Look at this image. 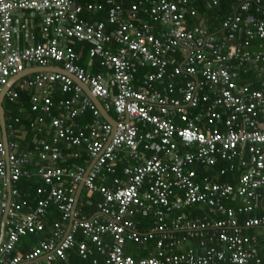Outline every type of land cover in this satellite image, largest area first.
<instances>
[{
    "label": "built area",
    "instance_id": "1",
    "mask_svg": "<svg viewBox=\"0 0 264 264\" xmlns=\"http://www.w3.org/2000/svg\"><path fill=\"white\" fill-rule=\"evenodd\" d=\"M199 2L211 7L219 0H0V94L27 69L64 71L25 75L5 94L4 101L13 104L27 92L32 112L41 108L53 133L34 140L25 153L13 123L5 121L6 144L0 127V264L41 259L55 264L65 259L77 232L105 257L103 264H264L257 238L242 236L237 225L238 214L252 213L264 200V0H235L233 12L213 33L203 23L188 22ZM104 4L105 20L91 19ZM253 5L258 15L245 17ZM32 27L43 42H36ZM77 42L88 46V59L108 77L78 64ZM246 66L254 67L260 90L239 83ZM83 87L115 115L113 134ZM56 90L69 97L55 102ZM52 109L63 116L52 117ZM87 112L90 124L74 127L73 121ZM44 121L38 116L29 126ZM143 125L149 127L147 141ZM61 145L86 151V165H57L67 158ZM218 161L226 165L218 167ZM33 165L41 181L34 206L19 197L16 185ZM193 165L216 171L197 179ZM233 173H238L235 184L219 182ZM7 174L11 199L3 220ZM103 175H111L107 186L97 184ZM81 183L86 192L102 195L97 215L77 216ZM231 202L240 205L228 208ZM194 206L223 217L181 212ZM50 208L59 219L48 227ZM73 210L76 220L65 234ZM136 214L151 220V231L135 229ZM241 227H264V217H249ZM43 233L46 237L28 254H17L23 237ZM175 235L197 240L201 252L166 253L179 245ZM154 237V254L134 259L125 253L127 242ZM88 252L85 242L78 245L83 259Z\"/></svg>",
    "mask_w": 264,
    "mask_h": 264
},
{
    "label": "trees",
    "instance_id": "2",
    "mask_svg": "<svg viewBox=\"0 0 264 264\" xmlns=\"http://www.w3.org/2000/svg\"><path fill=\"white\" fill-rule=\"evenodd\" d=\"M94 1L95 2L98 1L99 3H101V2H104L105 0H94ZM79 2L84 3L85 0H79ZM207 6L208 5L207 4L205 5L203 2H199L197 4H194V7L196 8L197 13H196V16L194 18H190L188 20V22L191 25V24H197V23L203 21L205 23V25L207 26L210 33L219 32L221 20L224 17H226L228 14L233 12V9H231V7H233V8L235 7V0H219L218 5L211 6L209 8ZM107 8H108V6L105 5L103 10L100 12L94 13L91 16V19L104 21L106 18ZM249 15H252V16L258 15L256 13L254 5L251 7V9L245 15V17H247ZM254 43L255 42H253V44ZM77 47H79V46L77 45ZM75 49H76L77 53L79 54V56H78L79 57V59H78L79 65H81L83 67H86L87 65L90 67H93L96 65L97 72L98 71L101 72L102 69L99 67L98 62L94 59H92V60L88 59V57H87L88 46L82 45L80 49H77V48H75ZM251 73H246V74L240 75L241 78H243V81L241 80L239 83L245 84V83H248L249 80H251V82H253L254 77L256 76V73H254L253 71H251ZM94 74H98V73H94ZM257 82L251 84L252 88H255V89L260 88V82L258 80H257ZM64 97L68 98L69 96L64 95ZM29 98H30V95L27 92H24V93L20 92L19 98L15 103L9 104V103L5 102L3 104V106H4L6 124L8 125L10 123H13L14 127L20 128L22 130L27 129V137L31 140L35 136L43 137V133L41 132L39 134V132H36V128L31 129V127L29 126L28 120L33 119V118L38 117V116H43L44 119H46V120L49 119V122H50V117L46 116V114H44L42 112L41 108H39L38 111H36V112H32L31 105L29 103ZM24 103L26 104L27 112L22 111V109H25V108H22ZM10 114L12 115V117H18L20 119L19 122L14 123L13 120L10 119V116H11ZM111 114L115 117V115L113 113H111ZM51 116L52 117L53 116L54 117H62L63 115L60 111H58L56 109H52ZM81 117L84 119L82 121L83 125H88L92 121V117H91V114L89 112L85 113ZM80 122H81V119H80ZM142 134L146 135L147 130L146 131L142 130ZM147 135L144 136L145 141L148 140ZM29 139H27V140H29ZM79 149H82V148H79ZM84 155H86V151L84 152ZM81 157L84 158L82 155H80V157H77V158H81ZM77 158H75V159H77ZM61 165H64V164H61ZM65 165H68V166L79 165V160H72L71 162H68V164L65 162ZM124 165H125L124 161L117 162L116 170L119 167L120 172H122V168ZM219 165L222 167L225 166V164L221 161L219 162ZM192 168L198 174L197 179H199L201 177V175H203V174H208V173H212L213 171H216V168H202V167H198L195 165H193ZM119 175H121V173ZM235 175L238 176V173H233L230 179H229V176H227V175L220 177L219 182L220 183L230 182L232 184H235L236 183V176ZM99 181L102 182V183L98 184L99 186H102V185L107 186L108 183L110 182V181H105L103 176L101 178H99ZM16 185H17L18 190L20 192L19 197L21 199H27L28 202L30 203V205L34 206L35 202H36V197H37L36 196V189L41 184L33 178H30V177L24 178L23 177L17 182ZM85 193H86L85 197L78 200V204L76 206V212H77V216L85 214L86 216L91 217L95 212L90 213V211H88V209L89 208H95L97 206V204L101 200V195L98 192H85ZM228 201H230V200H225V203H227ZM237 206H238V204L236 205L234 202L227 204L228 208H234L235 210H236ZM256 208L257 209L254 210L250 214H246V213L238 214L237 225L243 226V221L245 219H248L249 217H264V200L262 202V205L258 206ZM203 210L204 211L202 212V211L197 210L195 207H192L189 209H185L181 212L183 214H191L193 216L207 217L209 219H218L219 220L223 217V214H213L211 212V210H209L207 208H204ZM49 216L51 219V222H50L51 225H52L54 220L56 221L59 219V213L57 212V210L55 208L49 209L47 218ZM138 230H139L138 232L142 233V234L147 231L146 228H142V227H139ZM248 231H250V230H248ZM241 232L243 234H245V233H247V230L242 229ZM45 237H46V233L37 234V235H29V236L23 237L20 249H18V251H16L17 254H20L21 256H25L26 254H28L33 249V247L37 244V242L40 239H43ZM27 238H28V242H25V240ZM34 240L36 241L35 242L36 244L34 246H31L32 244H30V242L31 241L33 242ZM82 242L86 243L87 251L89 250L85 259H83L78 254V245ZM132 245H135V244H132ZM152 246H153L152 243H147L146 245H144V247H141V246L137 247L136 246L137 248H139L142 251L141 253L137 254L131 250V251H128L129 254L128 253H126V254L130 255V256L132 255V257L134 259L143 258L150 253ZM136 247H133V248H136ZM262 253L264 254V248H262L260 250V256L262 257V259L264 261V255H262ZM98 257H101L102 259H104L102 256L99 255V253L96 251L95 247L89 242V240L84 238L83 236H81L80 232H77L74 235L73 247L68 249L65 252V259H57L54 263L55 264H103V263L98 262V259H99ZM94 260H96V262H98V263H93ZM45 263H46L45 261H37V262H34L32 264H45Z\"/></svg>",
    "mask_w": 264,
    "mask_h": 264
},
{
    "label": "crops",
    "instance_id": "3",
    "mask_svg": "<svg viewBox=\"0 0 264 264\" xmlns=\"http://www.w3.org/2000/svg\"><path fill=\"white\" fill-rule=\"evenodd\" d=\"M206 5V4H205ZM208 8L210 7V6H207ZM229 15V14H228ZM227 15V16H228ZM226 16V17H227ZM226 17H224L222 20H221V22L226 18ZM191 25H195V24H191ZM220 25H221V23H220ZM32 31H33V34H34V36H35V40H36V42H43V39H42V36H41V33H40V31H39V29L38 28H34V27H32ZM77 45L81 48V46L82 45H86V44H83V43H74L73 44V48H74V50L76 51V49L75 48H77V49H80L79 47H77ZM87 46V45H86ZM254 46H255V43L253 44V48H254ZM79 51V50H78ZM77 52V51H76ZM78 54V53H77ZM78 56H79V54H78ZM83 67V66H82ZM83 68H85V69H88V70H90L91 72H93V73H98V74H102V75H104L105 77H108V75H109V72L108 71H106V70H104V69H102L101 70V72L100 71H98L97 72V68H96V65L95 66H93V67H90V66H86V67H83ZM246 69H245V73H243V74H246V73H251V71H253L254 73H256V71L254 70V67H250V66H246L245 67ZM252 74V73H251ZM239 75H242V72L241 73H239ZM257 78H258V76H257V74H256V76L254 77V80H253V82H251V80H249L248 81V83H245V86H247L250 90H260L261 89V86H260V88H258V89H255V88H252V85L251 84H253V83H255V82H257ZM251 79V78H250ZM243 81V78H241V76H239V82L240 81ZM258 83V82H257ZM55 98V99H54ZM61 98H65L64 97V95H61L59 92H57V90L56 91H54V93H53V100L55 101V102H57V101H59ZM22 108H25V109H22V111L23 112H27V108H26V104L24 103L23 104V107ZM111 116H113V115H111ZM114 117V116H113ZM80 119H81V122H80ZM29 120H31V119H29ZM29 120H28V122H29ZM84 119L80 116V117H78L77 119H75L73 122H74V127H83L84 125H83V123H82V121H83ZM15 128V134L17 133V142L19 143V145L21 146V151L23 152H25V153H29V151L31 152L32 151V145H33V141L34 140H36V139H42V138H44V139H46L47 137H48V135L50 134V133H53V130L50 128V126H49V119L48 120H46L45 119V121H44V123H43V125H40V126H38L37 128H36V132H39V134L42 132L43 133V137H37V136H35L33 139H29L28 137H27V129H25V130H22V129H20V128H17V127H14ZM141 128L144 130V131H146V130H148L149 129V127H147V126H141ZM27 139H29V140H27ZM61 150L63 151V155L64 156H66L67 158H66V160L63 162V161H60V162H58V164L57 165H61V164H65V162L68 164V162H71L72 160H79V165H86V163L85 162H83V161H85V158H87V155H84V152L85 151H83V149H72V148H67V147H64L63 145H61ZM78 153L79 154V157H80V155H82L84 158H77V159H75L73 156H75V153ZM64 158V157H63ZM38 162L36 161L35 162V164H37ZM36 165H33V166H31V167H26L25 169H27L28 170V172H29V174L28 175H24V176H22L21 178H28V177H30V178H33V179H35L37 182H39L40 184H41V181L40 180H38L34 175H33V173H34V170H35V168L37 167H35ZM121 173V175H119ZM116 174L119 176V177H122V172H120V168L118 167V169L116 170ZM103 177H104V179H105V181H111V175H103ZM100 183H102L101 181H99V180H97V184H100ZM110 184V182L108 183V185ZM0 189H1V181H0ZM86 191L82 188V190H81V192H80V195H79V198H78V200L79 199H82L83 197H85V193ZM101 195V194H100ZM102 201V195H101V200L99 201V203ZM78 203V202H77ZM240 204L238 203V206H239ZM195 207V206H194ZM189 208H192V207H189ZM188 208V209H189ZM197 210H199V211H204L203 209H202V207H195ZM257 208H255L254 210H256ZM88 211H90V213H92V212H95L92 216H94V215H97V213L99 212L98 210H97V206L95 207V208H89L88 209ZM190 213V212H189ZM91 216V217H92ZM201 217V216H200ZM207 218V217H206ZM50 222H51V219H50V216L47 218V226L49 227V226H51V224H50ZM133 222H134V226H135V229L137 230V231H139L138 229H139V227H142V228H146V232L145 233H147V232H149V231H151V229H152V227H153V224L151 223V220L150 219H148V218H146V217H142V215H140V214H136V215H134L133 216ZM261 229H264V227H261V228H257V229H249L250 231H248L247 230V233H245L248 237H251V236H255L256 238H257V240H258V247H257V252H258V255H259V257L262 259V257L260 256V250L262 249V248H264V232L263 231H261ZM145 233H143V234H145ZM140 234H142V233H140ZM179 240H180V243H179V245H177L173 250L172 249H166V253H168V254H185V253H188V252H192V253H198V252H201V249H200V247H199V245H198V241L197 240H194V241H188V242H186V241H183L182 239H181V237H180V235H175ZM156 241H157V238L156 237H154L153 239H148V240H145V241H143V243H141V244H137V243H133V242H127L126 243V245H125V253H128V251H133V252H135V253H141L142 251L139 249V248H137V247H139V246H141V247H144V245H146L147 243H152L153 244V246H152V248H151V251H150V253L147 255V256H149V255H151V254H154V252H155V247H156ZM25 242H28V238L25 240ZM36 241L34 240L33 242L31 241L30 242V244H32L31 246H34L36 243H35ZM132 244H135V245H132ZM137 246V247H136ZM133 247H136V248H133ZM20 249V248H19ZM172 251V252H171ZM99 253V252H98ZM129 254V253H128ZM99 255L100 256H102L103 258H105L103 255H101L100 253H99ZM262 255H264L263 253H262ZM132 256V255H131ZM147 256H145V257H147ZM145 257H143V258H145ZM99 259H98V262L99 263H104V259H102L101 257H98ZM263 260V259H262ZM40 261H43V259H41ZM96 261V260H95ZM98 262H96V263H98Z\"/></svg>",
    "mask_w": 264,
    "mask_h": 264
},
{
    "label": "water",
    "instance_id": "4",
    "mask_svg": "<svg viewBox=\"0 0 264 264\" xmlns=\"http://www.w3.org/2000/svg\"><path fill=\"white\" fill-rule=\"evenodd\" d=\"M38 72H61V73H64V71L60 68H57V67H46V68H32V69H27L24 73H22L21 75H19L18 77H14L12 78L10 81H9V84L7 86L4 87L3 91L1 92L0 94V127H1V130H2V134H3V140H4V143L6 144L7 143V139H6V129H5V120H4V107H3V103H4V98H5V94L6 92L10 89V87L12 86V84L18 80L20 77H23L25 75H28V74H31V73H38ZM83 90L85 92V94L90 98V100L96 105L99 113L101 114L102 118L107 121L111 126H112V134L114 133L115 131V128H116V125H117V122L115 121V119L109 114L107 113L104 108L102 107L101 103L90 93L89 89L87 87H83ZM125 122H128V119L126 118L125 119ZM94 162V161H93ZM89 168L87 169L86 172H88ZM6 190H7V193L9 195L8 199H7V204H6V209H5V213H4V216H3V220L6 219V215H7V212H8V207H9V203H10V181H9V177H8V174H7V177H6ZM83 186H82V183L80 184V187L77 191V194H76V199H75V207L77 205V202H78V198H79V195H80V192L82 190ZM74 213L75 211L73 210V213H72V216H71V219L69 221V225H68V228L65 232V234H67L73 224V222L76 220L75 216H74ZM3 228V227H2ZM3 234V233H2ZM3 239V235L1 236L0 238V241Z\"/></svg>",
    "mask_w": 264,
    "mask_h": 264
},
{
    "label": "clouds",
    "instance_id": "5",
    "mask_svg": "<svg viewBox=\"0 0 264 264\" xmlns=\"http://www.w3.org/2000/svg\"><path fill=\"white\" fill-rule=\"evenodd\" d=\"M84 93H85V92H84ZM86 96H87V95H86ZM98 101H99V100H98ZM4 103H5V101H4ZM4 103H3V104H4ZM101 105H102V104H101ZM3 107H4V106H3ZM102 107H103V106H102ZM109 114L112 115L111 113H109ZM100 116H101V114H100ZM112 117H113V116H112ZM4 118H5V117H4ZM4 120H5V119H4ZM101 120H104V119L102 118V116H101ZM104 121H105V120H104ZM219 162H220V161L217 162L218 167H222V166L219 165ZM221 162H223V161H221ZM223 163L226 165L225 162H223ZM208 168H209V167H208ZM213 168H214V167H213ZM213 172H214V171H213ZM213 172H212V173H213Z\"/></svg>",
    "mask_w": 264,
    "mask_h": 264
},
{
    "label": "bare ground",
    "instance_id": "6",
    "mask_svg": "<svg viewBox=\"0 0 264 264\" xmlns=\"http://www.w3.org/2000/svg\"><path fill=\"white\" fill-rule=\"evenodd\" d=\"M199 23H203L204 25H205V23L203 22V21H201V22H199ZM206 26V25H205ZM207 27V26H206ZM208 29V28H207ZM197 111V110H196ZM238 227H240V233H241V235L242 236H247L246 234H243L242 232H241V230L243 229V230H246V229H244L243 227H241V226H238Z\"/></svg>",
    "mask_w": 264,
    "mask_h": 264
},
{
    "label": "rangeland",
    "instance_id": "7",
    "mask_svg": "<svg viewBox=\"0 0 264 264\" xmlns=\"http://www.w3.org/2000/svg\"><path fill=\"white\" fill-rule=\"evenodd\" d=\"M261 231H263V232H264V229H261Z\"/></svg>",
    "mask_w": 264,
    "mask_h": 264
}]
</instances>
